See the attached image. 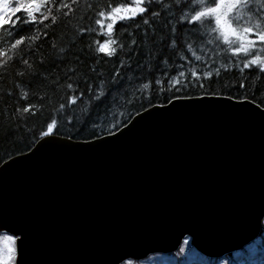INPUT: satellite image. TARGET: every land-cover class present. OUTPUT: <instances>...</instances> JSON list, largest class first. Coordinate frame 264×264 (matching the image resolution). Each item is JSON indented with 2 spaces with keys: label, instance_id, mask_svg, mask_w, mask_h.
<instances>
[{
  "label": "snow or ice",
  "instance_id": "obj_1",
  "mask_svg": "<svg viewBox=\"0 0 264 264\" xmlns=\"http://www.w3.org/2000/svg\"><path fill=\"white\" fill-rule=\"evenodd\" d=\"M0 33V139L30 133L33 156L122 136L137 104L151 115L225 101L264 116V0H0ZM0 230V264H25L31 222L0 215Z\"/></svg>",
  "mask_w": 264,
  "mask_h": 264
},
{
  "label": "water",
  "instance_id": "obj_2",
  "mask_svg": "<svg viewBox=\"0 0 264 264\" xmlns=\"http://www.w3.org/2000/svg\"><path fill=\"white\" fill-rule=\"evenodd\" d=\"M149 111L104 144L32 148L0 165V215L31 222L25 264L140 260L183 236L220 256L259 233L264 116L225 101Z\"/></svg>",
  "mask_w": 264,
  "mask_h": 264
},
{
  "label": "trees",
  "instance_id": "obj_3",
  "mask_svg": "<svg viewBox=\"0 0 264 264\" xmlns=\"http://www.w3.org/2000/svg\"><path fill=\"white\" fill-rule=\"evenodd\" d=\"M79 15L80 14L78 13L77 18H73V20L69 22L71 27H75L76 24L79 22L78 21ZM84 23H87V21H84ZM2 35L4 34L0 33V36ZM69 35H71V33H69ZM228 78L229 80H231V76H229ZM5 90H7V86H5ZM58 102L59 101L54 96L48 108L40 115L39 119L35 121L37 127H39V124L43 123L47 119L49 112L51 111L52 104H58ZM154 103H159V101L155 100ZM8 111H11V107H9ZM137 111H139L140 113L143 112V109H141L138 104L135 106V110L129 107L125 112V116L130 120L133 116L136 115ZM3 115H4L3 106L0 105V119L3 118ZM4 122L7 123L6 120ZM31 125L32 122L29 123V127H31ZM64 131H65V135H67V131L66 130ZM84 138H88V132H84L82 135L76 136V139L74 141L83 140ZM14 139L16 140L15 143L12 140L5 141L3 139H0V165L12 157L21 155L22 153L24 154L29 151V148L26 145L31 143L32 138L30 133L28 134V139L26 140H21L19 135ZM260 248H264V246L261 245ZM175 256L177 257L178 254Z\"/></svg>",
  "mask_w": 264,
  "mask_h": 264
},
{
  "label": "rangeland",
  "instance_id": "obj_4",
  "mask_svg": "<svg viewBox=\"0 0 264 264\" xmlns=\"http://www.w3.org/2000/svg\"><path fill=\"white\" fill-rule=\"evenodd\" d=\"M263 224H264V221H263ZM255 245L256 243H253V244H248L245 251L249 254H251V256H255V252H256V249H255ZM227 255H230L231 259H229L230 261H228L227 258H224V257H221L217 264H233V261L235 260V264H238V261H239V264H244L245 260H236L238 259L239 256H242V252L241 251H234L230 254H227ZM169 259L167 258H164V257H159L155 260V258L153 259H149L145 262H142L141 264H166L167 261ZM170 261V260H169ZM205 260H203L202 257L200 256H197L195 255L194 253H191V254H188L187 255V258H186V264H203ZM253 261V260H252ZM258 262V264H264V259H259L256 260ZM251 262V261H250Z\"/></svg>",
  "mask_w": 264,
  "mask_h": 264
}]
</instances>
